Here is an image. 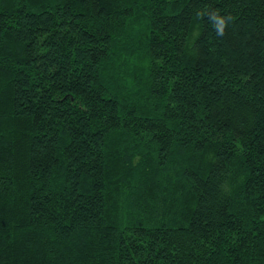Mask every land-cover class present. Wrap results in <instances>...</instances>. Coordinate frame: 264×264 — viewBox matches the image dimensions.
Segmentation results:
<instances>
[{"label": "trees", "instance_id": "16d2710c", "mask_svg": "<svg viewBox=\"0 0 264 264\" xmlns=\"http://www.w3.org/2000/svg\"><path fill=\"white\" fill-rule=\"evenodd\" d=\"M0 264H264V0H0Z\"/></svg>", "mask_w": 264, "mask_h": 264}, {"label": "clouds", "instance_id": "9594fccd", "mask_svg": "<svg viewBox=\"0 0 264 264\" xmlns=\"http://www.w3.org/2000/svg\"><path fill=\"white\" fill-rule=\"evenodd\" d=\"M212 20L214 21V25L218 35H222L226 26L227 21L223 17L213 16Z\"/></svg>", "mask_w": 264, "mask_h": 264}]
</instances>
